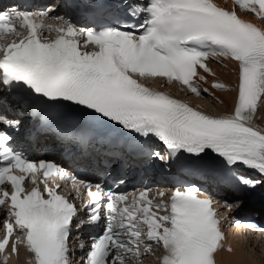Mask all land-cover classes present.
I'll return each instance as SVG.
<instances>
[{
    "label": "snow or ice",
    "instance_id": "6c2138e0",
    "mask_svg": "<svg viewBox=\"0 0 264 264\" xmlns=\"http://www.w3.org/2000/svg\"><path fill=\"white\" fill-rule=\"evenodd\" d=\"M84 3L95 16L111 14L110 7L97 0ZM238 9L264 25V0H234L232 9L213 0H148L124 23L99 27H79L53 17L52 8L0 11V36L16 37L0 43V92L8 93L19 109L9 115L0 97V206L7 217L0 239L3 264L20 244L33 254V264H73L70 238L79 210L59 193L60 185L49 186L47 178L53 173L72 181L76 177L53 161L37 163L11 147L25 110L40 116L41 130L65 137L77 134L62 126L51 128L48 109L72 108L85 120L112 122L144 140L155 137L168 151L165 155L144 145L152 159L168 163L178 153L209 158L243 169L234 177L238 186L264 185V128L253 123L264 106V26L242 18ZM139 12L143 19L137 18ZM49 18L60 22L49 23ZM53 31L55 38L49 40L45 32ZM89 43L95 50L82 51ZM213 58L237 64V96L228 114H207L141 82L165 78V83L179 82L200 96L209 90L201 88L199 81L206 76L197 69L214 75L206 63ZM212 87L227 88L215 81ZM79 138L84 142L86 134ZM13 169L22 174H13ZM80 187L88 190L87 224L95 227L104 220L82 264H129L151 252L153 244L162 246L160 264H216L224 235L213 201L201 198L197 186L176 189L170 203H154L147 188L130 197L106 189L102 182L80 180L77 193ZM227 207L231 210L233 205ZM85 223L75 222V229ZM9 245L10 253L5 251Z\"/></svg>",
    "mask_w": 264,
    "mask_h": 264
},
{
    "label": "bare ground",
    "instance_id": "6f19581e",
    "mask_svg": "<svg viewBox=\"0 0 264 264\" xmlns=\"http://www.w3.org/2000/svg\"><path fill=\"white\" fill-rule=\"evenodd\" d=\"M260 26L264 25L260 24ZM208 67L212 70V73H214V75L204 73L203 69L199 70L201 74H204L206 76V80L199 81V83L202 89L207 88L209 90L208 93L201 92V94H205V96H196L194 94H191L187 96V101L193 103L198 109L204 112H214V115L228 114L233 109L237 96V66L233 61L229 59L213 58L208 63ZM214 81L225 84L227 88L225 90L213 88L212 83ZM169 86L167 87V89L171 93H176L178 91L175 88ZM180 91L184 93L183 90L180 89ZM217 91H222L223 93H218ZM208 105H212L210 108L211 111L209 110ZM253 123L259 128H264V106L258 108V112L253 120ZM251 240L253 241L251 242ZM229 242L231 245L230 251L229 249H226L224 245H221V247L218 248L216 254L218 264H248L247 261L251 257L248 254L245 255L244 252H255L257 250L259 253L255 252L254 254L257 253L258 255H260L262 248L261 245L263 244L258 236L245 239H243L241 236H233ZM252 243H255L256 246L253 247ZM19 254H22V251H20ZM8 259L9 262L14 264H28L22 259H19L17 262H15L13 258L8 257Z\"/></svg>",
    "mask_w": 264,
    "mask_h": 264
},
{
    "label": "rangeland",
    "instance_id": "374dc122",
    "mask_svg": "<svg viewBox=\"0 0 264 264\" xmlns=\"http://www.w3.org/2000/svg\"><path fill=\"white\" fill-rule=\"evenodd\" d=\"M221 90H225V89H221ZM216 92V91H215ZM218 93L219 92H222V91H217ZM223 93V92H222ZM213 94V93H212ZM202 96H205V94H203ZM212 105H208L209 107V110L211 108ZM207 109V108H206ZM211 111V110H210ZM213 112V111H212ZM214 113V112H213ZM255 252H258L257 250ZM255 252H250V251H245V255L248 254L250 255V259L247 261L248 264H264V251L262 253H260V255H258L257 253L254 254ZM259 253V252H258Z\"/></svg>",
    "mask_w": 264,
    "mask_h": 264
}]
</instances>
